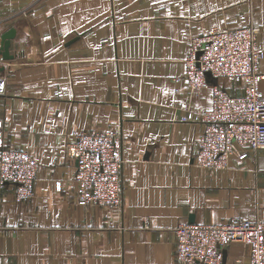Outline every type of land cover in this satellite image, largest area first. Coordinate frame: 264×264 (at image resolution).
Returning <instances> with one entry per match:
<instances>
[{"label":"crops","instance_id":"1","mask_svg":"<svg viewBox=\"0 0 264 264\" xmlns=\"http://www.w3.org/2000/svg\"><path fill=\"white\" fill-rule=\"evenodd\" d=\"M243 19L264 47V0H0V41L16 29L13 59L0 54L5 144L39 161L33 196L0 190V264H181L179 223L264 220V149L204 169L193 149L204 124L183 120L211 107L215 83L243 92L220 78L195 94L184 77L194 37ZM258 70L264 97V57ZM91 129L122 135L118 207L78 201L70 144ZM250 254L234 241L220 264Z\"/></svg>","mask_w":264,"mask_h":264},{"label":"built area","instance_id":"2","mask_svg":"<svg viewBox=\"0 0 264 264\" xmlns=\"http://www.w3.org/2000/svg\"><path fill=\"white\" fill-rule=\"evenodd\" d=\"M260 27L249 20L237 26H217L191 40L184 77L187 88L198 94L211 79L239 82L243 90L231 94L219 83L212 85V105L190 111L185 121L202 122L193 141L197 165L208 170L225 169L236 147L239 158L264 149V97L258 64L264 57ZM63 96L62 93H59ZM77 159L74 180L80 203L118 207L123 201L124 165L122 135L116 130H81L70 144ZM38 159L23 147L5 144L0 119V190L17 185V200L34 194ZM176 259L181 264H220L223 248L234 241L249 245L251 264H264V220L227 223H179Z\"/></svg>","mask_w":264,"mask_h":264},{"label":"water","instance_id":"3","mask_svg":"<svg viewBox=\"0 0 264 264\" xmlns=\"http://www.w3.org/2000/svg\"><path fill=\"white\" fill-rule=\"evenodd\" d=\"M16 34V29L11 27L1 35L0 41V54L4 60L13 59V55L10 53V46L13 37ZM0 69H2L0 67Z\"/></svg>","mask_w":264,"mask_h":264}]
</instances>
